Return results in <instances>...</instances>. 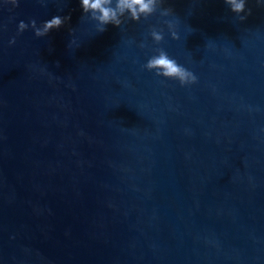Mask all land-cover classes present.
<instances>
[{"label": "water", "instance_id": "obj_1", "mask_svg": "<svg viewBox=\"0 0 264 264\" xmlns=\"http://www.w3.org/2000/svg\"><path fill=\"white\" fill-rule=\"evenodd\" d=\"M246 7L164 0L100 32L81 0H0V264H264V0ZM157 48L197 82L145 69Z\"/></svg>", "mask_w": 264, "mask_h": 264}, {"label": "clouds", "instance_id": "obj_2", "mask_svg": "<svg viewBox=\"0 0 264 264\" xmlns=\"http://www.w3.org/2000/svg\"><path fill=\"white\" fill-rule=\"evenodd\" d=\"M224 2L230 6V10L240 16L241 20H245L247 16L240 15L247 13L251 15V9L246 7L247 0H224ZM5 3H11L13 6H19V0H5ZM164 0H81L82 10L84 14H91V18L99 23L101 26L99 31H106L107 25H114L120 27L123 21L120 19L125 12L131 14V20L139 22L143 16L147 19L149 16L156 13L162 8ZM161 16L167 17L174 15L172 8H163L160 12ZM71 17L54 16L50 20L43 23L42 27L37 26L35 19L31 20V27L35 30L37 37H42L50 33L52 29L61 28L66 20H70ZM168 28L171 30V35L174 39H179L177 33L176 24L173 21H165ZM29 27V24L24 21H20L18 28L20 32H23ZM151 36L156 44H160L164 40V35L161 31L153 28L151 30ZM11 44H15L16 40L13 38L10 41ZM141 44L140 47H144ZM156 55L150 57L143 67L148 71H154L157 76H163L168 79L178 80L181 85L195 84L197 82L196 75L180 65L175 59L170 58L168 53L163 48H157Z\"/></svg>", "mask_w": 264, "mask_h": 264}]
</instances>
